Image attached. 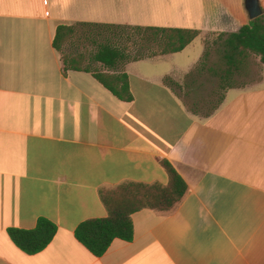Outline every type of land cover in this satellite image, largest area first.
Segmentation results:
<instances>
[{
  "label": "crops",
  "instance_id": "crops-1",
  "mask_svg": "<svg viewBox=\"0 0 264 264\" xmlns=\"http://www.w3.org/2000/svg\"><path fill=\"white\" fill-rule=\"evenodd\" d=\"M249 21L246 0H0V264H264V63L208 117L165 82L183 83L207 40ZM77 22L200 33L179 52L128 63L126 102L64 69L57 27ZM165 161L188 186L180 203L135 211L133 239L102 256L76 239L81 222L109 216L104 197L167 186ZM40 217L58 232L29 255L8 228Z\"/></svg>",
  "mask_w": 264,
  "mask_h": 264
},
{
  "label": "trees",
  "instance_id": "trees-1",
  "mask_svg": "<svg viewBox=\"0 0 264 264\" xmlns=\"http://www.w3.org/2000/svg\"><path fill=\"white\" fill-rule=\"evenodd\" d=\"M200 31L181 28L138 26L128 24L77 22L60 24L54 38V47L62 53L64 69L91 73L104 87L122 101L134 99L130 78L125 66L133 61L152 58L183 50ZM75 40L93 44L91 51L65 52ZM213 52L218 59L211 60ZM264 63V12L243 25L238 31L221 33L206 41L201 61L190 71L183 83L170 77V84L199 117L212 115L223 103L228 89L236 85V78L248 74L254 65ZM170 182L136 184L139 196L104 197L109 216L81 222L75 237L95 256H102L114 239L131 241L134 237L132 214L144 207L170 211L181 202L188 186L167 161ZM58 226L47 217H40L33 229L9 227L8 234L23 252L34 255L43 251L54 239Z\"/></svg>",
  "mask_w": 264,
  "mask_h": 264
},
{
  "label": "rangeland",
  "instance_id": "rangeland-1",
  "mask_svg": "<svg viewBox=\"0 0 264 264\" xmlns=\"http://www.w3.org/2000/svg\"><path fill=\"white\" fill-rule=\"evenodd\" d=\"M212 40V39H209ZM93 50V44L87 40H75L73 43H69L65 47L66 53L76 52V51H91ZM218 59V55L216 52H213L211 56L212 61H216ZM260 77V65H254L252 69L249 71L248 74H245L243 76L237 77L235 82L236 85H246L249 83H252L259 79Z\"/></svg>",
  "mask_w": 264,
  "mask_h": 264
},
{
  "label": "water",
  "instance_id": "water-1",
  "mask_svg": "<svg viewBox=\"0 0 264 264\" xmlns=\"http://www.w3.org/2000/svg\"><path fill=\"white\" fill-rule=\"evenodd\" d=\"M246 8L250 19H255L262 14V9L259 0H246Z\"/></svg>",
  "mask_w": 264,
  "mask_h": 264
}]
</instances>
